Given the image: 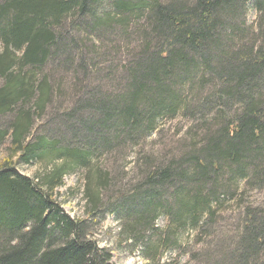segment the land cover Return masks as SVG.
<instances>
[{
  "label": "trees",
  "instance_id": "1",
  "mask_svg": "<svg viewBox=\"0 0 264 264\" xmlns=\"http://www.w3.org/2000/svg\"><path fill=\"white\" fill-rule=\"evenodd\" d=\"M178 115L201 147L141 151L135 180L102 165ZM0 151V264H112L92 238L109 216L152 263L184 235L203 246L226 203L264 188V0H0ZM78 172L86 218L58 200ZM241 207L235 243L193 258L264 264V206Z\"/></svg>",
  "mask_w": 264,
  "mask_h": 264
},
{
  "label": "rangeland",
  "instance_id": "2",
  "mask_svg": "<svg viewBox=\"0 0 264 264\" xmlns=\"http://www.w3.org/2000/svg\"><path fill=\"white\" fill-rule=\"evenodd\" d=\"M256 20L257 12L248 10L247 23L253 25ZM110 39L114 40L115 38L112 37ZM117 40L119 45H123L119 39ZM116 57H118L122 63H127L129 61L128 50L124 47L120 55L114 53L111 59ZM101 61L104 68L109 66L108 63L104 62V59H101ZM102 77L103 75L100 77L93 75L88 83L91 85L103 84L104 89L109 92H116L120 89L122 78H116V81H107V79L103 81ZM99 78L100 81H98ZM70 102L71 100H68L67 104H70ZM198 123L200 124L197 120L189 119L184 115H178L174 119H165L159 124V128L152 136L148 137L139 146L132 149L129 147L128 150L126 149V152L121 150L122 153L120 154L118 152L112 156L106 155L101 161L102 165L114 166V168L122 167L125 180H135L140 172L136 165L141 151L148 152L153 150L161 156H168V158H170L173 157V155L181 154V152L188 147H194L195 145L201 147L203 135L201 132H195L196 129L197 131H201L197 127L199 126ZM193 127L195 128L193 136L196 137V140L193 141L189 139V141L186 142L187 133ZM42 168L43 166L40 164L20 165L18 170L23 175L34 176L35 173L42 170ZM83 188L84 185L81 179V172H78L77 174L67 176L65 185L59 191L58 200L64 211L72 218H86V200L84 198ZM246 193L247 194H243L240 199L236 197L233 201L225 204L217 215L214 227L210 230V233L214 232L213 235L203 237V246L202 244H198L196 239L191 235H184L182 239L185 241V245L182 248L169 249L162 255L159 263H152L144 256L141 249L131 248L128 246L127 242L121 239V221L114 216H109L98 224L94 230V237L92 238L98 243L100 248H106L112 252V264H212L216 258H213V262L210 263L207 261L210 258L209 256L208 258H203L202 256L204 255H201L200 258H193V254L203 249L204 246L207 249L218 252V254H221L222 250H227L229 246L233 245L236 241V230L239 226V212L241 208H243L241 207L242 204L244 206L248 204L252 207L264 206V188L246 191ZM239 207L240 209H238ZM157 224L158 227L164 228L167 226V221L160 219ZM202 252L203 251H200V253Z\"/></svg>",
  "mask_w": 264,
  "mask_h": 264
}]
</instances>
